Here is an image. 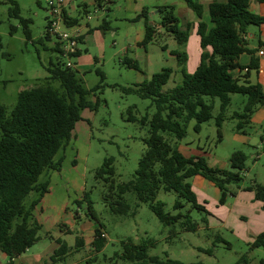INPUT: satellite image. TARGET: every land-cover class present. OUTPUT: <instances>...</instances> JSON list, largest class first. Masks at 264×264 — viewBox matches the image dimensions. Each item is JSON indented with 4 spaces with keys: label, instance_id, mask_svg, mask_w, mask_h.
I'll use <instances>...</instances> for the list:
<instances>
[{
    "label": "rangeland",
    "instance_id": "374dc122",
    "mask_svg": "<svg viewBox=\"0 0 264 264\" xmlns=\"http://www.w3.org/2000/svg\"><path fill=\"white\" fill-rule=\"evenodd\" d=\"M14 1L20 8L19 18L9 14L10 3L0 2L2 43L0 103L6 107L8 114H11L15 107L21 89L39 85L49 75L48 68L51 67V63L56 64L60 61L66 64L68 62L67 58L55 51L56 44L53 42H56V39L46 33L48 20L51 17L49 0ZM165 6L174 8L173 13L178 18L182 30L186 29L187 24L192 23L193 11L183 0H151L148 4V7L152 9L149 12L150 22L159 23L161 25L159 30H162V33L156 31L152 43L139 49L131 48L129 52H126V48L135 46L138 38L143 37L145 22L135 21L133 18L126 20L127 3L121 0L111 5V10L107 13L100 11L97 14L94 8H91V13H85L87 17L90 14L92 17L96 15L90 20L92 33L87 36L84 44L78 46L82 56L72 57L71 62L77 63L78 77L89 90L100 83V76L96 71L102 70L105 74L104 88L89 95L93 103L99 99L96 111L82 110V121L76 125L74 139L66 149H61L56 155V161L62 159L61 171L56 172L54 176L48 175L46 171L40 176L39 182L51 183L52 203H60L66 199V196H70L74 213L78 211L83 222L95 224L87 213V203L83 202L81 208L75 203L79 195L87 193L97 219L104 224L108 232L109 240L101 253H97L93 247L89 246L87 249L84 247L81 252L71 256L70 262L130 264L117 255L122 254L121 242L131 238L135 244H140L143 240H152L154 244L148 245L150 256L165 258L167 255L171 259L187 264L195 262L264 264V248L250 247L254 238L252 233L256 230L253 231L247 220L239 218L238 214H232L231 210L233 205L244 203L246 198L242 194L237 202L232 193H236L240 187L246 188L253 184L264 185V153L259 145L264 130V103L256 111L260 120L251 116L253 122L243 123L242 128L237 129L240 121L237 115L245 113L247 97L241 94L230 95L231 102L225 111L222 124L223 138L220 142L215 122L220 113L218 98L214 99L213 118L202 124V130L199 133L194 131L196 122L192 120L188 124L185 139L176 141L169 136L173 145L179 146L178 143H181L182 146L189 145L195 151L201 150L206 153L203 156L208 165L230 162V157L237 151H241L246 156L243 179L240 183L229 186L225 207H220L221 205L214 207L210 204L205 207L206 212L192 210L190 215L198 223V229L195 232L183 230L180 222L165 226L147 205L138 203L133 193H128L125 198L131 205L132 212L135 211V205L138 203L134 215L121 216L111 213L109 203L115 201L113 199L115 195H110L109 186L104 180L95 177L97 169L103 165L105 159L112 157L115 168L114 181L128 182L133 178L145 150L143 139L149 136V127L141 125L140 122L130 121L129 118L132 115L138 120L145 115L151 117L156 111L155 105L152 99L126 94L123 89L150 80L153 74L165 67L173 68L174 73L163 90L168 91L179 85L183 76L177 59L170 54L172 51L187 53L190 69H193L195 63L199 61L200 48L196 33L191 32L188 42L179 44L162 26L168 11ZM21 18L30 20L28 25L30 37L26 34ZM104 21L109 23L111 30L102 27ZM164 47L168 50L165 51ZM136 53L145 55L138 59ZM130 60L139 62V70L128 65ZM188 68H186L187 72ZM53 86L60 89L57 81L53 82ZM208 103H211L210 99ZM129 108H133L131 113ZM241 121L246 122V120ZM75 159L78 163L77 168L73 163ZM193 180L191 178L188 182L191 185L195 184ZM81 186L85 189L83 193L80 191ZM203 191L208 199L212 200L214 197L212 192ZM37 197V193H30L25 204L30 205ZM176 199L174 192L160 191L157 197V200L165 203L167 213L176 214L179 211L186 213L190 208L189 205L181 210H173ZM199 203L202 202L199 200ZM47 229L39 232L43 239L33 246L35 250L42 248L43 243L50 245V241L45 237ZM217 235L221 236L225 242H216ZM87 237L89 239V236ZM70 240L74 241L73 237H70ZM206 250H211V253H207Z\"/></svg>",
    "mask_w": 264,
    "mask_h": 264
},
{
    "label": "trees",
    "instance_id": "16d2710c",
    "mask_svg": "<svg viewBox=\"0 0 264 264\" xmlns=\"http://www.w3.org/2000/svg\"><path fill=\"white\" fill-rule=\"evenodd\" d=\"M96 1L101 5L103 0ZM183 1L199 19L196 31L201 49L199 64L192 73H189L184 67L188 60L187 53L172 51L183 76L179 85L168 91L163 90L174 73L173 68L165 67L153 74L150 80L123 89L126 94L152 99L155 105L156 111L151 117L145 115L140 120L134 116L129 118L130 121H138L141 125L149 127V136L143 139L145 150L132 180L128 183L115 184L112 157L107 158L97 169L95 177L108 184L110 195H117V199L109 203L112 213L128 214L130 206L123 201V195L131 192L138 203L147 205L165 226L180 222L183 230L195 232L198 223L193 220L190 213L192 210L206 212V209L199 203L188 180L199 175L213 183L220 190L219 204L224 205L229 195V186L240 183L243 179L246 156L237 151L230 157V169L212 168L204 157H185L178 146L172 144L170 137L176 141L185 139L188 124L192 120L196 122L194 131L199 133L202 124L213 118L214 99L218 98L220 113L215 122L220 142L223 138L222 124L225 111L230 105L232 94L247 97L245 113L237 115L240 119L237 129H241L243 123L250 122L255 108L264 103L263 89L260 84H251L247 80L240 83L234 78L233 71L236 69L251 71L259 68V60L254 57L255 51L247 47L244 37L249 26L264 24V15L250 11V0L215 1L209 5L211 22L209 27L202 20L204 11L202 5L195 0ZM0 2L10 3L9 14L16 18L20 17V8L16 1ZM166 9L168 11L162 26L177 43H186L191 24H187L186 29L182 30L178 18L173 13L174 8L169 6ZM140 20L145 22L142 45L146 46L154 40L156 30L150 24L147 9L135 18V21ZM20 21L25 26L27 36L30 37L28 28L30 20L21 18ZM108 26L109 23L104 22L102 27L105 29ZM47 35L49 36L48 33ZM1 48L0 37V50ZM55 51L60 53L58 45ZM244 53L251 55V62L246 67L239 64V58ZM128 65L139 70V62L136 60L128 61ZM48 73L49 76L39 85L19 92L11 114H8L6 107L0 103V251L10 260L21 256L40 240L38 236L40 226L38 224L30 226L28 223L32 210L48 192L49 181L40 183L39 178L46 171L61 170L62 159L56 161V155L73 138L77 123L82 121V110L96 111L99 99L93 103L89 95L104 88L105 74L100 69L96 73L101 81L90 90L84 86L73 68L60 61L56 64L51 63ZM54 81L59 82L60 89L53 86ZM208 99L211 103H208ZM131 111L132 108H129L130 113ZM261 149L264 153V130L261 135ZM73 163L76 164L75 161ZM245 190L255 193V199L262 203L264 210V185L253 184ZM160 191L176 194L173 210H181L186 205L190 206L189 210L186 213L181 211L176 214L167 213L165 203L157 200ZM32 192L37 193L38 198L27 208L25 200ZM83 202L87 203V213L97 225L93 246L97 253H101L106 244L103 237L104 225L97 219L87 193L81 200L75 201L77 206H81ZM215 241L225 242L219 235ZM81 242L82 240L77 238L78 246ZM153 244L152 240H143L142 243L135 244L131 238H126L121 242L122 254H118L117 257L130 264H187L171 259L167 255L165 258L150 256L148 245ZM250 247L264 248V231L255 237ZM67 251L66 245L62 244L51 257V261L60 260ZM206 252L211 253V250Z\"/></svg>",
    "mask_w": 264,
    "mask_h": 264
},
{
    "label": "crops",
    "instance_id": "0c3cea01",
    "mask_svg": "<svg viewBox=\"0 0 264 264\" xmlns=\"http://www.w3.org/2000/svg\"><path fill=\"white\" fill-rule=\"evenodd\" d=\"M123 1L127 3L126 11L128 12L127 13L128 15L126 17V20H130V18H133L135 20V18H137V16L141 14L144 9H147L148 12L152 11V9L148 7V4L151 2V0H123ZM195 1L199 2L203 6L204 11H203L202 20L206 22L209 25V27H211L210 16H209V5L215 1L227 2V0H195ZM119 2H121V0H103L101 5H98L96 0H65L64 20L61 24V28L63 30H66L68 32L78 35L76 58H79L82 56V52L78 46L80 44H84L87 36H89L92 33V29L90 27V20L93 17H96V15L93 17L91 16V18L89 19L86 16L88 13H91L90 12L91 8H94V11L97 14L100 11L101 13H107L111 10V5L115 3H119ZM249 9L254 14L264 15V0H250ZM193 15L194 16L191 17L192 23H190L191 24L190 34L191 32L192 34L196 33L197 24L199 22V19L194 12H193ZM140 21H144V20H140ZM104 22H107V21H104ZM150 24L154 26L157 32L162 33V30H159L161 29V25H159V23H155V21H152L150 22ZM107 30H111L110 26L107 27ZM144 36H145V31L143 33V37L138 38L137 44L132 47L131 46L127 47L126 52H129L131 48L132 49L143 48L144 46L142 45V42H143ZM245 41L247 43V47L255 51L254 57L259 60V68L257 70H251V71L248 69H244L242 71L239 69H236L233 71L234 78L238 79L240 83L247 80L251 84H260L262 86L263 93H264V55L263 56L259 55V51L264 50V24L261 26H254V25L249 26L245 34ZM53 44H56V42H53ZM198 45H199V37H198ZM54 47L56 48L55 45ZM167 50L168 49L166 48L165 51ZM200 53H201V49L199 50V53H198L199 58H200ZM170 54L172 55V52H170ZM144 55H145L144 53L143 55L136 53V57L138 59ZM189 61L190 60L188 58L187 62L189 63ZM250 62H251L250 54L244 53L239 58V64L241 66L246 67L250 64ZM188 63L184 65L185 69L188 68ZM198 64H199V61L195 63V65L193 66V69H190L191 67L188 68V72L192 73L195 70V68L198 66ZM77 67H78L77 63H74L73 69L78 73ZM21 91H23V89H21ZM259 106L255 108L254 113L252 114V116H255L257 120H260L257 117L258 115L256 113ZM253 121H254L253 118H251L250 122H253ZM73 137H74V133H73ZM73 139L74 138L71 139L69 144L64 149H66L70 145ZM178 145H179L178 146L179 151L185 157H199V156L204 157L203 155L206 154L202 152L201 150H197V151L193 150L189 145L182 146L181 143H178ZM259 145L261 147V139H260ZM74 161L76 162L74 166L75 168H77L78 167L77 159H75ZM113 166H114V163H113ZM209 166L212 168H218V169H230V162H227V163L219 162L216 165H212L209 163ZM56 172H59V171L50 170L47 173L48 175L51 174V176H54ZM114 179H115V176H114ZM192 179H194L193 181H195V184H196L195 185L194 183H192V188L197 195L198 201L200 200V202H202L201 204L205 205V207L210 206V204H212L214 207H219L220 206L219 204L220 190L217 187H215L213 183L203 178L202 176H199V175L194 176L192 177ZM128 182L117 183V181L115 180L116 185L124 184ZM84 190H85L84 187L81 186L80 187L81 193H83ZM203 190L212 192V194L214 195L212 200L208 199L207 195L204 193ZM128 193H131V192H127L125 195H123V201L130 206V211L128 212L127 215H121V216L134 215L136 212V209L138 208V203H136L135 211L132 212V207L125 198ZM232 194H233L232 196L236 200L242 194L246 196L244 203H236L235 205L232 206L231 210H232V214L233 213H235V215L238 214L239 218L247 220V223L251 225L253 231L256 230L254 233H252L253 235L252 237H254L253 238V241H254L255 237L264 231V210L262 209V203L255 199V193L253 191H246L245 187H240L236 193H232ZM114 195L115 196L113 199L116 200L117 195L116 194ZM79 196L80 197L77 200H81L84 194L79 195ZM51 197H52V185L49 182L48 192L42 197L40 203H38V205H36V207L32 210V215L29 217V220H28V223L30 226H33L35 224H38L40 226L39 232L45 228H48L46 231L45 237L50 241V245L47 246L45 243H43V247L40 249H36V250H35V247H31L24 254H22L21 256L13 260H10L5 253L0 251V264H76V261L70 262V258L73 254L81 252L82 248L84 247L86 249L89 246L91 248L92 247L94 248L93 242H94L95 237L93 235L95 233V228L97 227V225L92 224L91 222H85V221L83 222L82 217L80 216V213H78V211L77 213H74L72 209V205H71L72 199L70 196H66V199L62 200L60 203H52ZM207 199L209 201H207ZM32 202L30 203V205L32 204ZM226 204H227V201L224 205H221L220 207L222 206L225 207ZM28 205H26L27 208L30 207V205L29 206ZM81 206H78V207L81 208ZM39 232H38V236L40 237L39 241H41L43 238L42 236L39 235ZM103 235H104V238H106V244H105V247H106L108 240H109V235H108V232L105 230V226L103 229ZM87 236H89V239ZM70 237H73L74 241L70 240ZM77 238H80L82 240L79 246L77 245ZM62 244L66 245L67 250H68L67 253L63 255L60 260L56 262H52L51 257L61 247Z\"/></svg>",
    "mask_w": 264,
    "mask_h": 264
},
{
    "label": "built area",
    "instance_id": "2783aa9c",
    "mask_svg": "<svg viewBox=\"0 0 264 264\" xmlns=\"http://www.w3.org/2000/svg\"><path fill=\"white\" fill-rule=\"evenodd\" d=\"M64 3L65 0H49V13L51 17L48 20L47 33L56 39V45H58L60 50L59 54L67 58L68 62L65 65L74 68L71 59L77 53L78 35L61 28L64 20ZM91 16L90 14L87 18L89 19ZM259 55L263 56L264 50H260Z\"/></svg>",
    "mask_w": 264,
    "mask_h": 264
}]
</instances>
